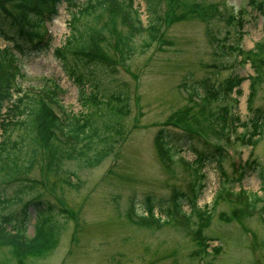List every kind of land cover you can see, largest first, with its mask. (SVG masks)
Masks as SVG:
<instances>
[{
  "label": "rangeland",
  "instance_id": "rangeland-1",
  "mask_svg": "<svg viewBox=\"0 0 264 264\" xmlns=\"http://www.w3.org/2000/svg\"><path fill=\"white\" fill-rule=\"evenodd\" d=\"M74 1L81 5L86 0ZM109 7L112 13L108 31L106 25L101 34L94 33L96 25L110 16L106 11L96 21L92 19L94 13H87L74 23L78 30L87 28L83 37L94 33L97 50L103 55L102 63L75 67L76 73L82 74L86 94L96 91L103 101L110 95L125 98L127 110L123 116L104 103L98 108L84 106L75 76L66 72L73 66V51L63 53L66 68L54 53L69 37L70 13L75 6L61 2L57 16L44 25L51 33L46 48L17 55L22 74L15 81L19 90L13 91V98L22 96L27 102L29 96L35 95L50 113H59L61 109L62 116L94 109L91 118L99 132L109 135L105 131L112 129L116 133L117 129V133L110 139L111 151L94 165L77 163L73 158L58 159L39 144L27 176L35 189L16 195V203L0 202V223L1 215L18 211L37 192L40 200L51 203L55 210H63L53 212L48 222L55 229V244L44 254L22 259H16L6 246L0 245V264H264V209L260 210L264 202V128L253 146L244 138L251 116L247 103L250 76L255 75L256 67L261 75L250 105L264 107V65L257 59L240 56L264 39V17L248 0H157L162 17L160 42L146 45L149 38L144 27L150 23L146 2L132 0L131 9L136 10L139 19L133 20L132 26L115 3ZM10 45L0 34V48ZM232 47H239L241 52ZM235 74L244 77L239 84L240 93L232 91L209 103L186 102V93L178 88L182 81L192 85L203 79L216 85ZM44 81L55 86L52 89L59 106L51 105L46 98ZM231 115L239 118H231L233 125ZM161 125L168 127L173 139L178 137L174 132L189 129L225 151L221 162L207 160L199 170L203 177L197 182L202 187L196 204L211 213L199 240L206 244L205 253L198 249L195 214L187 221L165 213L167 206H171L173 189L192 196L189 188L196 179L188 164L194 162L193 149H199L200 143L197 139L173 141L169 164L153 143ZM3 135L0 130V139ZM7 135L17 139L24 133L13 128ZM26 135L28 141L29 133ZM24 143L23 149L29 150ZM96 148L98 145L94 144ZM86 152L91 155L93 150ZM25 158L28 156L23 153L21 161ZM246 159L257 162L255 169L236 180L239 172L234 167ZM17 181L0 173V197H14ZM239 191L241 196L236 198L228 195ZM246 194L262 198L252 211L245 206ZM147 196L154 203L153 214L160 218L159 222L137 216L146 215ZM188 203L182 200L181 210L185 214L190 213ZM131 207L136 214L129 212ZM221 212L234 215L226 221L219 215ZM26 214L28 236L33 234L38 213L28 206Z\"/></svg>",
  "mask_w": 264,
  "mask_h": 264
},
{
  "label": "trees",
  "instance_id": "trees-1",
  "mask_svg": "<svg viewBox=\"0 0 264 264\" xmlns=\"http://www.w3.org/2000/svg\"><path fill=\"white\" fill-rule=\"evenodd\" d=\"M144 1L147 4L150 15V23L144 27L149 38V40L145 42L147 45L156 39L162 23V17L160 13H158L156 7L157 0ZM61 2H65L68 6H75L76 9L70 13L69 24L71 23V32L69 37L61 47L54 50V53L61 58L65 65L66 59L63 53L69 49L73 51V55L71 56L73 66L66 72L76 78L75 80L80 88L79 99L81 103L84 106H89L90 104L95 106V108H98L101 103H104L108 108L114 109L122 116L127 110L125 98H122L121 95H110L108 99L103 101L99 98L96 91L86 94L83 89L84 82L82 74L80 72L76 73L75 65L103 62V60H101L103 55L97 50L99 49V45L98 42H95L93 39V34L95 32L101 34L103 30H105L106 25L108 31V23L112 13V9L109 7L111 3H115L116 8L121 11L122 15L126 16L128 25L131 24L132 26L133 20H139L136 10L131 9L132 0H86L81 5H75L74 0H4L0 2V34L11 42L10 46L0 48V130L2 134L5 133L0 139V173L5 174L7 179L18 180L14 190L15 196L4 199L1 198L2 195L0 193L1 203L5 200L7 204L12 201L16 203L19 201V199H17L19 196L16 195L33 190L34 184L27 176L32 168L39 144L42 145V150L46 147L49 153L52 154V156L56 155L58 159H62L63 157H66V159L73 158L77 163L94 165L100 161L104 155H107L111 151L112 142L110 139L114 138L113 136L117 133V129L116 133H112V129L105 131L109 132V135L104 132H99V127L91 118V116L95 114L94 109H91L90 112L89 109L88 111L85 109L83 113L81 112L78 115L65 114L63 119H57L35 95L34 97H28L29 100L27 102L30 101L28 104L23 100L22 96L13 98V91L19 90V88L15 87V81L22 74L17 55L23 56L27 53L44 49L49 45L51 38L43 37L45 34L43 25L45 22H49L57 16L58 5ZM248 2L253 8L264 14L263 2L257 4L254 3V0H248ZM8 3L9 5H7ZM105 11L108 12L110 16H106L103 22L96 25V31H94L92 35L88 33L83 37V34L86 32L84 29L87 28L82 29V31L77 29L74 23H76L78 17L87 13H94L92 19L96 21L97 16L105 13ZM165 21V23H170V20ZM133 28H135V25H133ZM90 29L93 28H89L88 30ZM109 34L111 37V33ZM232 48L238 50L237 47ZM259 55H264V39L256 42L253 49L248 50L243 58L252 61L257 59L264 65V58H260ZM255 56L258 58H254ZM64 67L66 68V65ZM256 68L255 75L250 76L251 83L247 103L251 116L248 119L247 131L245 130L244 132V138H246L247 143L251 146L257 142L258 136L262 128H264V107L252 108L250 105V100L254 94L253 89L256 83H258L261 75L260 69ZM243 79L244 77L242 76L231 75L222 79L216 83V85H213L208 79H203L196 82L194 89L196 93L199 92L201 94V97L198 98L202 102L209 103L215 99H222L224 96H228L232 91L238 95L240 93L239 84ZM45 82L46 81H44V85L47 87L46 98L49 102L57 103V99L55 98L56 93L52 89L55 86L51 87ZM193 94L197 95L195 92ZM7 102H9V104L5 107ZM2 108H4L3 113ZM17 116L20 117L16 118ZM218 116L223 119L222 115ZM231 118L233 120L239 119L237 115H231L230 119ZM230 123L233 124L232 120H230ZM13 128H19L23 131L24 135L17 139H9L7 131ZM166 128L167 126L160 127L155 132L154 144L158 151L161 152L164 157L168 158L167 161L169 164L172 158L171 154H173L171 151V143L173 141L184 139L190 142L197 139L200 143V148L194 149L196 152L194 162L188 164V167L193 171L196 179V183H192L193 185H190L189 188L192 196L189 198L185 192L173 189L171 206H167L165 213L170 216L173 209V211L187 221L190 215L195 214L197 218L195 236L196 240H198V249L205 253L206 244L199 240L202 239V231L209 224L211 213L207 208H199L196 204L198 193L202 187V185L200 183L197 184V182L203 177V174L199 173V170L204 166L207 160H214L218 163L221 162L224 153L219 147L212 146L207 141L201 139L198 136V132L189 129L179 130V132H174L178 134V137L173 139L174 134ZM27 133H29L28 141L25 139V137L28 136L26 135ZM256 135L257 137H255ZM24 142H27L29 145V150L23 149V146H25ZM94 144H97L98 148L94 149ZM87 150H93V153L91 155H86ZM23 153L28 156V158L21 161V155ZM256 164L257 162L253 159L244 160L240 165L236 180H241L247 171L255 169L254 165ZM228 193L230 196L235 195V198L238 195L241 196V191L235 194L231 192ZM33 196L34 197L31 199H27L23 202L22 207L18 211L1 215L0 245L6 246L8 252L16 259H22L26 255L38 256L44 254L55 244V229L49 225L48 222L53 212L57 211L58 213H63V210H55L54 205L43 199L40 200L37 192ZM182 200L189 202V214L182 212ZM243 200L246 208H248L247 210L252 211L256 202L262 200V198L254 194H246L243 196ZM28 206H33L34 211L38 213V215L35 218L33 234L26 236L25 220ZM153 208L154 203L151 201V197L147 196L145 207L147 214L145 217H142L143 220L152 222L159 221V218H155L153 215ZM261 209H264V202ZM231 214V212H221L219 215L224 220L230 221L234 215Z\"/></svg>",
  "mask_w": 264,
  "mask_h": 264
}]
</instances>
